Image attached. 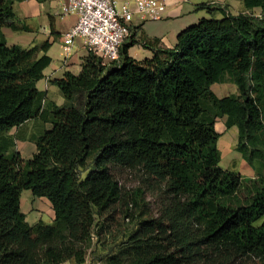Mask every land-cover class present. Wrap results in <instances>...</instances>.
<instances>
[{"label":"trees","instance_id":"trees-1","mask_svg":"<svg viewBox=\"0 0 264 264\" xmlns=\"http://www.w3.org/2000/svg\"><path fill=\"white\" fill-rule=\"evenodd\" d=\"M14 1L0 0V264H84L96 221L119 199L115 167L136 175L158 216L102 264H264V0H241L236 15L196 6L209 18L172 48L144 41L150 59L130 58L133 42L117 62L88 52L78 75L49 82L64 103L48 112L36 87L48 44L8 46L1 31L26 29ZM254 8L260 16L247 13ZM222 83L236 94L217 97L211 85ZM36 117L51 128L31 138L36 152L23 159L7 133ZM218 118L236 128L235 150L254 178L219 166ZM24 190L48 201L51 224L25 221Z\"/></svg>","mask_w":264,"mask_h":264},{"label":"crops","instance_id":"crops-1","mask_svg":"<svg viewBox=\"0 0 264 264\" xmlns=\"http://www.w3.org/2000/svg\"><path fill=\"white\" fill-rule=\"evenodd\" d=\"M165 2L167 9L163 19L148 21L134 26V31L123 43L133 42L127 51L130 58L136 61H142L152 57L151 51L143 46L146 40L157 39L161 47L172 48L176 44L177 35L183 29L198 23L201 19L209 18L210 15L205 9H196V6L200 4H209L212 8L226 7V12L233 15L243 11V9H240V11H235L234 13L231 9V0H165ZM255 9L257 8L253 10ZM13 11L16 16V25L23 26L26 29L14 31L8 27H3L1 31L8 46L18 45L22 48H31L33 46L39 47L44 43L48 44L47 50L38 53V56L45 54L50 58V63L43 70L42 79L36 82L37 89L45 93L42 108L48 112L51 104L61 106L64 103V99L60 95L57 87L51 85L49 82L53 79L61 78L65 72L78 75L81 70L83 58L88 54L86 46L82 40L78 39L74 42L69 57L65 58L62 52V36L65 31L76 23L77 18L74 15L61 16L58 3L49 0H15L13 3ZM214 16L220 17V14L215 12ZM8 38L10 42H8ZM222 84L232 85V83ZM229 92V95L236 94V87L229 89ZM43 128L50 129L51 124L43 123L41 117H36L19 128H12L7 133L10 136L17 137L14 140V150L23 159H30L36 152V147L32 143L31 138L39 134ZM232 128L235 127H231L229 130ZM218 130L217 133L220 135ZM236 141L234 146L229 145V155L233 152L229 156L231 158L229 167H232V170L236 171L235 166L238 165V171L236 172L245 178H254L252 168L248 166L241 155L235 150ZM31 196L32 198H36L32 194ZM31 196L25 197V200L22 201L20 195V209L25 215V221L27 222V214L34 213V220L36 222L29 224L30 226L38 221L51 224L54 219V214L48 201L44 198H38L45 200L49 209V214L45 216L46 221H43L41 218L42 214L37 215L35 212L30 211L31 206L25 203ZM62 264L69 263L65 262Z\"/></svg>","mask_w":264,"mask_h":264},{"label":"rangeland","instance_id":"rangeland-1","mask_svg":"<svg viewBox=\"0 0 264 264\" xmlns=\"http://www.w3.org/2000/svg\"><path fill=\"white\" fill-rule=\"evenodd\" d=\"M231 4L234 13L242 9V5L240 7L241 0H231ZM247 13L258 17L261 10L257 8ZM8 42H10L9 38ZM118 60L119 58L115 62ZM231 88H235V85L215 84L211 87V90L218 97H223L229 95V89ZM224 121L225 118H218L216 121L217 128L215 129L216 131L219 129L218 132L221 135L217 143L221 157L219 166L223 169L230 168L232 170V167H229L231 159L229 156L233 152L229 155V145H235L236 130L232 128L226 131ZM237 167L238 165L235 166L236 171H238ZM112 174L119 184V199L96 221L92 234V246L87 250L84 264H102L107 256L113 255L120 249L130 245L131 236L141 235L140 231L144 227L143 222L156 221L158 216L159 204L155 203L153 197L139 195L136 192L139 184L136 175L131 170L115 167L112 169ZM29 196H31V192L24 190L21 194V200L24 201L25 197ZM25 203L31 206L30 211L35 212L37 215L42 214V220L46 221L45 216L49 214V209L45 200L32 198L31 196ZM34 218V213L27 214V223L33 224L36 222ZM68 263L72 264L71 262ZM237 264L262 263L252 258H244Z\"/></svg>","mask_w":264,"mask_h":264},{"label":"built area","instance_id":"built-area-1","mask_svg":"<svg viewBox=\"0 0 264 264\" xmlns=\"http://www.w3.org/2000/svg\"><path fill=\"white\" fill-rule=\"evenodd\" d=\"M59 5L61 16H76L62 36V52L69 57L74 42L82 40L102 64L116 61L134 26L158 21L166 13L165 0H49Z\"/></svg>","mask_w":264,"mask_h":264}]
</instances>
